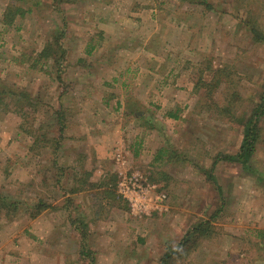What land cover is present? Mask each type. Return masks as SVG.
<instances>
[{"label":"rangeland","instance_id":"rangeland-1","mask_svg":"<svg viewBox=\"0 0 264 264\" xmlns=\"http://www.w3.org/2000/svg\"><path fill=\"white\" fill-rule=\"evenodd\" d=\"M8 4L29 11L6 25ZM251 27L264 34V0H0V86L33 100L23 116L0 94V192L20 208L0 217V264H87L68 215L85 216L95 264H158L211 217L213 233L177 264H264V117L255 170L219 161L216 185L207 177L238 149L264 86ZM60 32L61 49L38 58ZM83 171L94 184L114 177L118 201L100 185L64 194ZM133 174L161 187L160 209L132 213L119 182ZM39 200L48 207L31 217Z\"/></svg>","mask_w":264,"mask_h":264},{"label":"trees","instance_id":"trees-1","mask_svg":"<svg viewBox=\"0 0 264 264\" xmlns=\"http://www.w3.org/2000/svg\"><path fill=\"white\" fill-rule=\"evenodd\" d=\"M18 1H22V0H18ZM52 1L59 4L71 0H52ZM27 11L19 6L8 4L3 11L2 22L3 24L11 25L16 15L23 16ZM249 32L251 33V37L254 42L264 44V34L260 30L251 27L249 28ZM62 34L63 33L60 32L59 36H57V39L55 41L53 40L51 41V43L47 42L45 47L41 50V52H39L38 58L48 60V58L51 57V52H54L53 51L54 47H56V50L61 49L60 35ZM55 64L59 66L60 58L55 59ZM222 74H223V70L215 69L213 71V76L210 82L204 83L205 95L207 97L212 98V92L220 84ZM0 94L2 95L4 94L10 99L11 103L13 104V105L11 104L13 110L19 113L20 115L24 116L23 113L26 107H32L33 100L31 102V96L29 93L16 92L14 89L6 88V86L4 85V86H0ZM233 99H235V97H233ZM231 108L232 107L227 106L226 108H223V111L229 112V114H231L230 112L232 111ZM31 109L33 110V107ZM166 116L172 119L178 118L176 112H171V111H168L166 113ZM263 117H264V86L262 88V91L260 92L259 102L253 108L250 116L246 118V120L243 123L240 122L243 128H242V138L238 149L232 154L231 153L221 154L213 159L212 166L209 169V171H207V177L211 179L214 185H216V180L213 175V171L215 165L219 161L235 162V163H239L242 166V168H244L247 171L255 170L253 169L251 160L255 153V148L258 142L259 131H260L259 123ZM31 131L29 132V134L33 135L34 132ZM58 132H59L58 138H56V140L55 138H53L52 140L55 142V149H53L55 150V152L59 150L57 146L58 140L62 137V133H63L61 127H59ZM33 144H36V140L33 142ZM168 154L169 152L167 148H165L164 146L160 147L157 150V159ZM88 176H89V172L83 171V174L79 177V179L76 180L77 184H75V186H73L70 189H64L62 192L67 195L82 191L84 189L92 188L94 185H100L105 187V189L102 190L101 194H104L107 200L112 199L118 201L117 198L119 197V195L115 190L116 183L114 181V177L108 180V182L100 181L98 184H94L90 182ZM216 188L218 193L220 194L221 193L220 188L218 186H216ZM158 189L160 190L161 187L158 186ZM66 201L70 202L69 198H67ZM47 207L48 206L42 200L37 201L36 204L30 207L32 208V212H30V216L35 217L37 214H39L42 210L46 209ZM19 209H20L19 203L16 200H13L7 194L0 192V217L5 216L11 218V215L19 212ZM65 209L66 211H69V206H66ZM220 209L221 206L220 208L217 209L216 214L220 212ZM67 218L69 219L70 224L80 235V249H79L80 256L86 260L87 264H95L96 258L94 256V251L91 250L90 245L88 243V238L90 236V228L88 223L84 220L85 216L78 215L76 217L71 218L68 215ZM211 220L212 217L206 220H201L195 224H192V226L189 229H187V231L184 233L182 238L174 246L166 247V249L164 250V252L162 253V255L158 260V264H177V262L181 263L191 251L195 250L198 247L199 240L201 238L209 236L210 234L213 233V226ZM261 237H264V232L262 233Z\"/></svg>","mask_w":264,"mask_h":264},{"label":"built area","instance_id":"built-area-1","mask_svg":"<svg viewBox=\"0 0 264 264\" xmlns=\"http://www.w3.org/2000/svg\"><path fill=\"white\" fill-rule=\"evenodd\" d=\"M119 193L129 202L133 214H148L162 206L166 195L155 183L140 174H133L119 182Z\"/></svg>","mask_w":264,"mask_h":264}]
</instances>
